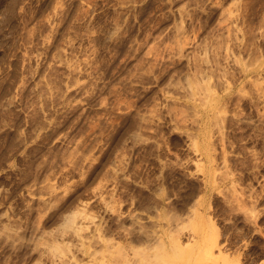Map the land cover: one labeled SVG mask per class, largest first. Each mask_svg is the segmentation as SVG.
I'll use <instances>...</instances> for the list:
<instances>
[{
  "label": "rangeland",
  "instance_id": "obj_1",
  "mask_svg": "<svg viewBox=\"0 0 264 264\" xmlns=\"http://www.w3.org/2000/svg\"><path fill=\"white\" fill-rule=\"evenodd\" d=\"M139 257L264 264V0H0V264Z\"/></svg>",
  "mask_w": 264,
  "mask_h": 264
},
{
  "label": "bare ground",
  "instance_id": "obj_2",
  "mask_svg": "<svg viewBox=\"0 0 264 264\" xmlns=\"http://www.w3.org/2000/svg\"><path fill=\"white\" fill-rule=\"evenodd\" d=\"M147 238H148L147 241L150 242V243H151L152 241H154L153 244H155V243H156V240L158 239V238H156L155 235H154V237H152V238H149V237H147ZM157 242H159V240H158ZM160 244H161V243H160ZM151 245H152V243H151ZM158 246H160V245H158ZM151 247H152V246H149V245H148V249H149V251L151 250V249H150ZM162 247L164 248V245H163V244H162L161 248H162ZM153 248H154V247H153ZM163 248H162V249H163ZM189 249H191V248H189ZM175 251H176V249H175ZM147 252H148V251H147ZM141 253H142V252H141ZM145 253H146V252H144V256H148V254L146 255ZM121 254H122V253H121ZM124 254H125V253H124ZM137 254H138V253H137ZM142 255H143V254H142ZM121 257H123V254L121 255ZM126 257H127V255H126ZM126 257H125V258H126ZM123 258H124V257H123ZM142 258H143V257H142ZM142 258L139 257V259L136 261V263H137V264H143V260H142ZM146 258H147V257H146ZM148 258H150V253H149ZM129 259H130V258H129ZM132 259H133V258H132ZM121 260H122V259H121ZM117 261H119V260H117ZM117 261H116V262H117ZM116 262H115V264H116ZM121 262H122V261H121ZM130 262H131V261H128L127 263L124 262V263L128 264V263H130ZM117 263L120 264V261L117 262ZM130 264H131V263H130ZM132 264H133V263H132ZM134 264H135V263H134Z\"/></svg>",
  "mask_w": 264,
  "mask_h": 264
}]
</instances>
